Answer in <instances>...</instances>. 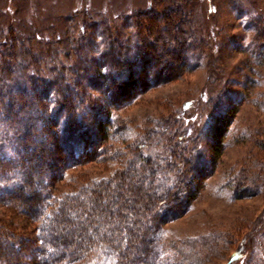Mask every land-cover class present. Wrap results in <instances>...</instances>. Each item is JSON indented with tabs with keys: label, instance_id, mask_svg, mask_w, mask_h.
<instances>
[{
	"label": "rangeland",
	"instance_id": "rangeland-1",
	"mask_svg": "<svg viewBox=\"0 0 264 264\" xmlns=\"http://www.w3.org/2000/svg\"><path fill=\"white\" fill-rule=\"evenodd\" d=\"M111 38L124 60L149 45L170 59V48L184 38L190 43L183 54L193 59L173 64L160 82L125 101H108L109 133L101 150L65 169L45 185V194L59 199L116 177L133 147L161 161L169 138L195 146L194 155L210 171L192 170L193 201L177 217L160 213L167 220L145 258L126 261L113 248H93L59 264H264V0H0V44L32 49L41 57L35 62L41 74L62 70V83L77 92L84 110L89 103L104 106L103 92L85 76ZM17 53L15 61L33 55ZM12 57L1 56L0 65ZM214 119H227L217 158L208 134ZM11 135L0 124L6 155ZM22 209L0 201V251L16 259L13 264H40L32 263L34 249H22L20 240L31 237L35 224Z\"/></svg>",
	"mask_w": 264,
	"mask_h": 264
},
{
	"label": "trees",
	"instance_id": "trees-1",
	"mask_svg": "<svg viewBox=\"0 0 264 264\" xmlns=\"http://www.w3.org/2000/svg\"><path fill=\"white\" fill-rule=\"evenodd\" d=\"M190 36L196 40L191 31ZM114 41L108 39L104 51L91 59L93 72L85 76L88 84L103 92L104 106L101 109L89 103L86 110L77 92L68 88L67 82L62 83V70L53 67L47 70H51V75L41 74L35 63L41 57L34 55L32 49L21 51L13 44H0V57L6 59L15 52L33 54L28 60L21 56L15 61L12 57L13 62L7 60L0 65V124L12 132L8 141L11 154L0 152V201L23 208L34 221V233L20 240L22 249H34L30 253L32 263L74 261L93 248H113L126 261L145 258L149 249L155 247L152 236L158 232L160 222L167 220L160 219V213L173 217L184 213L196 194L189 178L192 170L197 173L209 168L194 155L195 146L169 138L168 155L163 154L161 161L144 156L133 147L129 158L125 156L120 162L116 177L94 181L59 199L49 198L48 191L45 194V185L60 177L65 169L81 163L98 148L101 150L102 140L109 133L108 101H125L160 82L163 72L173 68V64L176 67L193 59L183 54L185 42L190 43L184 38L170 48L172 58L167 60L163 54H155L150 45L135 51L132 60L121 59V47L115 50ZM120 65L124 66L123 71L116 69ZM167 79L171 78L167 76L163 81ZM85 93L82 89L80 94ZM215 119L208 134L217 158L216 145H220L221 127L227 119ZM117 152L124 153L119 149ZM39 162L45 167L41 168ZM15 261L0 251V264Z\"/></svg>",
	"mask_w": 264,
	"mask_h": 264
}]
</instances>
